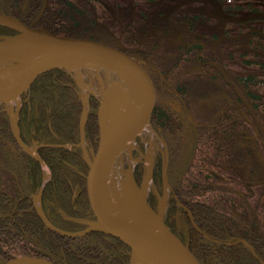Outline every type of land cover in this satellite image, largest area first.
Listing matches in <instances>:
<instances>
[{
    "label": "trees",
    "instance_id": "16d2710c",
    "mask_svg": "<svg viewBox=\"0 0 264 264\" xmlns=\"http://www.w3.org/2000/svg\"><path fill=\"white\" fill-rule=\"evenodd\" d=\"M167 1L50 0L38 27L105 42L147 65L158 91L151 124L166 144L156 149L150 205L158 210L167 165L164 219L198 260L264 264V0L259 6L215 0L226 18L221 52L214 48L220 40L214 25L205 29L207 4L198 14L181 0H169L178 11L165 10ZM44 2L0 0V14L29 22ZM242 8L259 33L249 42ZM16 35L0 27V38ZM84 99L65 68L42 73L22 95L20 137L37 147L39 158L20 146L0 105V264L29 256L54 264H132L131 249L115 237L82 234L93 214L81 125L86 113L85 143L97 151L101 110L98 98ZM43 163L52 172L45 187ZM145 175L143 162L136 165L139 186ZM42 189L43 212L60 232L34 204Z\"/></svg>",
    "mask_w": 264,
    "mask_h": 264
},
{
    "label": "water",
    "instance_id": "95a60500",
    "mask_svg": "<svg viewBox=\"0 0 264 264\" xmlns=\"http://www.w3.org/2000/svg\"><path fill=\"white\" fill-rule=\"evenodd\" d=\"M39 16L30 24L10 15L0 14V27H12L19 35L0 38V55L8 56L17 67L7 68L0 74V105L9 111L12 129L20 146L32 154L21 140L19 110L21 97L31 89L32 84L42 75L54 68H69L76 64H87L92 67L107 69L118 74L121 81L134 83L142 92L143 104L128 103V110L112 121L105 119L106 104L99 112L100 143L93 158H89V173L86 178L87 200L94 219L86 221L88 229L82 234L97 231L107 233L126 244L132 251V260L137 255L149 256L175 264H203L172 229L166 224L164 216L169 201L168 166L163 171V199L153 209L148 202V191L153 180L154 167L147 169V174L139 186L132 170L124 173L128 189L132 195L128 198L131 204L121 207L120 212L110 211L105 200L104 181L111 167L121 154L136 141L144 130L151 125L158 105L155 81L140 60L112 47L107 43L88 38L58 36L42 27H37L39 19L46 12L49 1L44 0ZM25 54H31L30 57ZM122 84V83H120ZM17 105L18 111H14ZM81 125L82 144L85 142L87 116L84 115ZM42 214V213H41ZM144 214L150 220V227H144L137 215ZM44 221L50 225L42 214ZM54 230L59 231L50 225ZM60 232V231H59ZM79 235V234H75ZM6 264H54L44 258L19 257Z\"/></svg>",
    "mask_w": 264,
    "mask_h": 264
},
{
    "label": "rangeland",
    "instance_id": "374dc122",
    "mask_svg": "<svg viewBox=\"0 0 264 264\" xmlns=\"http://www.w3.org/2000/svg\"><path fill=\"white\" fill-rule=\"evenodd\" d=\"M238 2H240V3L242 2L243 5L251 3V6L252 5L259 6L261 4V1H258V0H239ZM177 3L181 6L184 5L187 8L188 7L191 8L194 13H198L200 10H202V8H201L202 4H204V3L207 4V6L205 7L204 15H206V17H210V21H208L206 24H204L205 29L210 28V25H214V27L211 31L213 32V30H214L215 32H217L216 34L219 35V38H220L219 42L215 43L214 48H215V50H220V52H221L222 49H224V47H222L223 45L221 46V44H223V40L225 39V37L223 35V31H224V29H226V27H225L226 26V24H225L226 18H225V15L222 13L221 7L219 8L217 3H215V0H181ZM177 3H176V5H177ZM176 5H175L174 1L168 0L167 3H162V8L165 10L168 9L170 11H173V10L178 11V8ZM259 8H261V7H259ZM246 10H247L246 8H242V11L240 13H242V15L246 14V16L248 17V12H247L248 10L247 11ZM201 14H203V13H201ZM227 51H228V49H227ZM141 62L147 68V65L143 61H141ZM5 67L10 69V68H14L17 66L15 64H13L10 60L6 59ZM68 69L73 74H75L78 83L80 85L82 84L81 87L83 88L84 93L90 92L89 90H91L92 92H96V90L100 92L99 94L103 98V102H104V104H106V107H107L106 111L104 112L105 119L107 121L115 120L116 118L119 117L120 113L124 115L127 112V110H128V103L127 102H129L132 99V95L127 91L121 92V84H120L121 82H120L118 76L116 77V76L111 75L108 72H104L102 70L98 71L94 67L84 64V65L79 66V70L81 71L82 81H83V83H81V79H80L79 75L77 74L76 69L71 68L70 66ZM99 78H101V80H99ZM95 82H98L97 84L99 86H101L102 88L98 87V89H97V87H96L97 84ZM151 140H153V138ZM148 141H150V140H148ZM131 146H132L131 149L134 150L137 147V144L133 143V144H131ZM131 149L128 148L123 153V155L121 156L122 158L120 160L123 162L122 163L123 168H125L127 170H130L128 165H132V158H131V154H130ZM148 152H149V156H150L151 155L150 152H152V151H150V149H149ZM114 168H116V166H114ZM116 169L118 170V168H116ZM106 179H107L108 187L106 188V186L103 185L105 193L108 194L106 191H109L107 189H109L111 183H113L115 180V185H116L117 189H119L120 193L118 194L119 196H117V194L113 195V200L115 198L116 202L118 204H120L121 206H123L127 203L131 204L130 199H128V198L132 195V193H131V190L128 189L127 179L125 178L124 173L119 172V170H118L116 177L112 178V176L111 177L109 176ZM110 181H111V183H110ZM109 192H110V194H112L111 191H109ZM119 198L122 200H120Z\"/></svg>",
    "mask_w": 264,
    "mask_h": 264
},
{
    "label": "flooded vegetation",
    "instance_id": "af4514ba",
    "mask_svg": "<svg viewBox=\"0 0 264 264\" xmlns=\"http://www.w3.org/2000/svg\"><path fill=\"white\" fill-rule=\"evenodd\" d=\"M48 1H50V0H48ZM48 5H49V3H48ZM44 6V5H43ZM43 8V7H42ZM47 8H48V6H47ZM247 9V8H246ZM42 10V9H41ZM47 10V9H46ZM247 11V10H246ZM40 12V11H39ZM47 12V11H46ZM45 12V13H46ZM41 13V12H40ZM39 13V14H40ZM45 13H44V15H45ZM43 15V16H44ZM39 15H37V17H38ZM42 16V17H43ZM245 17H244V21H245V28H244V31H245V34H246V37H247V42H249V41H251V39L255 36V34H259V33H257L256 32V29H255V27H250L249 26V23H248V17L246 16V14L244 15ZM37 17H35L34 19H32L31 21H25V20H23V19H21V18H19V19H21L22 21H24L25 23H32ZM41 17V18H42ZM40 18V19H41ZM39 19V20H40ZM258 22V25H257V27H258V29H262L263 28V22H261V18H259V20L257 21ZM38 24H39V21H38V23H37V27H38ZM8 28V27H7ZM43 28V27H42ZM45 29V28H44ZM260 37V36H259ZM251 47H252V45H249L248 44V52H247V55H248V60H250V61H254L255 60V58H256V55L255 54H253V52H252V50H251ZM169 48H171V45H169ZM251 51V52H250ZM251 69H253V68H251ZM157 107H158V105H157ZM156 110H157V108H156ZM156 112V111H155ZM156 115V114H155ZM155 117V116H154ZM153 117V118H154ZM153 120V119H152ZM152 120H151V122H152ZM153 138V140H151ZM148 140H150V141H148ZM136 144H137V147L135 148V151H134V155L136 156V157H138V158H140V162L139 163H137L136 165H138V164H140V163H142L143 162V164H144V166L146 165V159H147V157H148V154H149V152H148V150L150 149V151H152L153 153H154V155L156 154V149H157V147L158 146H161V147H163V146H166V144H165V141L164 140H162L161 138H160V136H159V134H157V132H156V130L154 129V127H153V124H151V127L150 128H148V129H146L144 132H142L141 133V136L138 138V140L136 141ZM30 147V146H29ZM32 150L31 151H33V153L31 154L33 157H36V158H39V156H38V150H37V147H30ZM88 148V149H87ZM90 149H94V148H92V147H90L89 146V144H87V146H86V152H87V154L88 155H91V153H90ZM165 152H167V151H165ZM151 153V152H150ZM167 156V155H166ZM136 165H135V167H136ZM43 169H44V171H45V178L43 179V182H44V186L43 187H45L46 185H47V183L49 182V180L52 178V172L49 170V168H48V166L47 165H45L44 163H43ZM89 173V172H88ZM88 176V175H87ZM87 176H86V178H87ZM86 185H87V181H86ZM86 185H85V191H86ZM162 187H163V182H162ZM42 191H43V189L40 191V193H38L37 195H35V197H34V204L36 205V207H37V209L39 210V213L41 214H44V212H43V207H42V204H41V200H42ZM163 191H164V187H163ZM163 191H162V194H163ZM149 193H150V191H149ZM169 195H170V189H169ZM39 196V197H38ZM86 196H87V191H86ZM149 196V195H148ZM38 199H39V202H37L38 201ZM170 199V198H169ZM88 201V200H87ZM90 206V205H89ZM41 214V215H42ZM92 214H93V212H92ZM45 215V214H44ZM45 217H46V215H45ZM46 219H47V217H46ZM94 219V216H93V218H92V220ZM91 220V221H92ZM47 221H48V219H47ZM48 223L50 224V225H52V226H54L53 224H51L50 223V221H48ZM47 224V223H46ZM111 236V235H110Z\"/></svg>",
    "mask_w": 264,
    "mask_h": 264
},
{
    "label": "bare ground",
    "instance_id": "6f19581e",
    "mask_svg": "<svg viewBox=\"0 0 264 264\" xmlns=\"http://www.w3.org/2000/svg\"><path fill=\"white\" fill-rule=\"evenodd\" d=\"M25 55L30 57L31 54H25ZM7 58H8V56H6V55H0V74H2L7 69V67H5V61H6ZM85 65H87V64H85ZM79 66H80V64H76L75 63L74 65H71L70 67L71 68H75L77 74H79V77L82 78V74L79 71ZM121 83H122L121 84V92L127 91V92H129L132 95V99L130 101L132 102L133 105H136V104H139V103L143 104L142 103L143 102L142 92H140V90L137 88V86L134 83H132L130 81H126V80L121 81ZM1 84L4 85L5 83H1ZM2 85H0V86H2ZM131 148H132V146L130 147V149ZM114 164L115 165H113L111 167L112 168L111 169V173H109L107 177H109V176L110 177L112 176V178L116 177V174H117L118 170H119V172H124V168H122V161H120V159L118 161H116ZM114 166H116V168H118V170L116 168H114ZM110 183H111V181H110ZM104 185L106 186V188L108 187L107 179H105ZM107 190L112 192V194H110L109 191H106L108 194L105 193V195H106L105 200H107L108 209L110 211H114V212L122 211L121 210L122 206L116 202L115 198L113 200V195L117 194V196H119L118 194L120 193L119 189H117V187L115 185V180H114L113 183H111L109 189H107ZM120 200H122V199H120ZM37 202H39V199H38ZM137 218H138V221H140L142 226L147 227V228L150 227L149 225H151V224L149 222H151V221L148 220V218L146 216H144V214H138ZM133 263L134 264H175V263H172V262H165V261H162L160 259H155V258H152V257H149V256L146 257V256H143V255H137L136 258L134 259Z\"/></svg>",
    "mask_w": 264,
    "mask_h": 264
}]
</instances>
